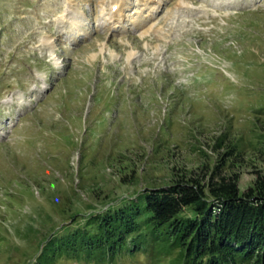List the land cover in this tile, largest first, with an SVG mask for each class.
<instances>
[{
    "label": "rangeland",
    "instance_id": "374dc122",
    "mask_svg": "<svg viewBox=\"0 0 264 264\" xmlns=\"http://www.w3.org/2000/svg\"><path fill=\"white\" fill-rule=\"evenodd\" d=\"M116 1L0 0V264H184L168 238L40 252L227 146L240 191L264 169V0Z\"/></svg>",
    "mask_w": 264,
    "mask_h": 264
},
{
    "label": "trees",
    "instance_id": "16d2710c",
    "mask_svg": "<svg viewBox=\"0 0 264 264\" xmlns=\"http://www.w3.org/2000/svg\"><path fill=\"white\" fill-rule=\"evenodd\" d=\"M233 148L227 146L213 167L179 171L167 185L147 187L65 227L64 234L48 239L40 256L105 262L148 237L181 247L184 264H264V169L240 191L232 162L224 167Z\"/></svg>",
    "mask_w": 264,
    "mask_h": 264
},
{
    "label": "bare ground",
    "instance_id": "6f19581e",
    "mask_svg": "<svg viewBox=\"0 0 264 264\" xmlns=\"http://www.w3.org/2000/svg\"><path fill=\"white\" fill-rule=\"evenodd\" d=\"M125 1V0H124ZM155 2H159V0H156ZM114 10H112V7L110 8V18L113 17L114 21H120L121 18V10L123 8V1L122 0H117L116 3L114 4ZM148 5V4H146ZM113 6V5H112ZM152 7V6H151ZM149 7L145 9V11H148ZM152 9V8H150ZM150 13L144 15L143 12H141L139 15H137L138 18L133 17L134 26H141L142 24L140 23L141 20H144V18L149 15ZM115 23V22H114ZM111 29V28H110ZM74 30V29H73ZM76 40V39H75Z\"/></svg>",
    "mask_w": 264,
    "mask_h": 264
}]
</instances>
